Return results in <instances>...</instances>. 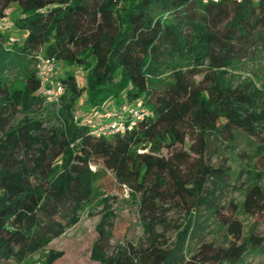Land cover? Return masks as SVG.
I'll return each mask as SVG.
<instances>
[{
	"label": "trees",
	"instance_id": "obj_1",
	"mask_svg": "<svg viewBox=\"0 0 264 264\" xmlns=\"http://www.w3.org/2000/svg\"><path fill=\"white\" fill-rule=\"evenodd\" d=\"M3 2L17 3V23L25 35L6 46L0 33V264H26L76 224L82 208L99 197L103 174L127 191L150 234L171 202L191 214L183 241L188 234L202 238L209 220L224 230L227 244L202 239L186 264H235L250 248L264 249V237L245 234L238 217L264 213V168L255 164L247 170L239 203L221 204L206 184L210 180L217 187L227 172L203 162L211 136L258 137L253 155L264 153V0ZM38 54L84 71L82 88L73 74L56 75L65 92L59 108L51 105L56 122L50 126L36 117L48 105L34 70ZM32 60L29 67L25 61ZM17 62L24 80L21 88H12L2 71ZM249 66L262 80L261 88L251 81L234 86L228 78L230 70ZM81 91L88 115L74 120L73 101ZM135 99L152 115L124 133L89 132L85 118L103 112L105 105L116 110ZM162 148L170 154L160 155ZM112 215L115 210L105 205L91 242L92 261H184L183 253L168 254L153 242L146 247L123 243L109 255L104 220ZM127 223V228L133 225ZM60 255L50 252L45 264Z\"/></svg>",
	"mask_w": 264,
	"mask_h": 264
},
{
	"label": "rangeland",
	"instance_id": "obj_2",
	"mask_svg": "<svg viewBox=\"0 0 264 264\" xmlns=\"http://www.w3.org/2000/svg\"><path fill=\"white\" fill-rule=\"evenodd\" d=\"M19 9L17 3H10L5 6L3 0H0V33L8 41L5 43L6 46L11 45L12 42L20 43L25 35V30L17 23V18L20 16ZM25 63L29 67H33V60L25 61ZM248 69L250 66L244 70H230L228 78L234 86L251 81L257 88H261L262 80L252 76ZM67 73L73 74L79 88H82L84 76L82 68L59 61L56 64V75L63 78ZM2 76L10 87L21 88L24 80V69L17 62L11 68L3 70ZM73 103L75 113L78 116L88 115L86 114L87 104L82 91L74 98ZM54 110L53 106L46 105L36 117L43 121L44 126H50L56 122L53 116ZM20 116L18 115V118ZM234 135L230 141L225 137H219V139L211 136L209 147L203 155L205 164L213 168H221L227 172L217 187L210 180L206 184L208 188L214 190L218 202L221 204H225L229 200L239 203L242 200L240 189L245 185L247 170L255 167V164L264 168V153L255 157L253 155L256 152L257 144L260 142L258 137L250 139L242 134L236 133ZM159 154L166 157L170 154V150L162 148ZM92 169L97 170L99 168L92 165ZM103 176L104 174L97 183L100 191L99 197L82 208L77 223L68 227L61 236L52 240L46 249L31 255L26 260V264H45V256L52 251L61 252V255L52 264H98L90 259V247L96 235V226L104 214L105 205L109 210H115L116 213V215L109 216L104 220L106 228L110 232V241L107 247L109 255L123 243L131 242L136 247H146L150 242H153L168 254L174 251L183 253L184 261L180 264H186L185 262L194 254L202 239L214 244H227L224 230L214 220L207 221V227L202 231V238L198 239L188 234L183 241L181 239L183 238L182 231L184 232L189 223L191 214L179 202L167 204L162 215L155 219V232L153 234L146 232L142 226V220L138 219L136 206L128 201L127 191L119 190ZM261 185L264 187V178L261 180ZM238 217L244 224L245 234L252 231L255 235L264 237V213L253 216L241 213ZM128 220L133 222L130 228H127ZM4 264L16 263L7 262ZM235 264H264V249L250 248L242 259Z\"/></svg>",
	"mask_w": 264,
	"mask_h": 264
},
{
	"label": "built area",
	"instance_id": "obj_3",
	"mask_svg": "<svg viewBox=\"0 0 264 264\" xmlns=\"http://www.w3.org/2000/svg\"><path fill=\"white\" fill-rule=\"evenodd\" d=\"M201 1L218 2L219 0ZM34 70L45 103L59 108L61 98L65 92V85L56 76V62L51 57L38 54L35 59ZM149 115L152 114L143 101L135 99L132 102L123 103L116 110L105 105L103 112L88 116L85 118L84 123L91 134L109 137L130 130L139 120ZM77 118L78 115L74 114V120H77Z\"/></svg>",
	"mask_w": 264,
	"mask_h": 264
}]
</instances>
